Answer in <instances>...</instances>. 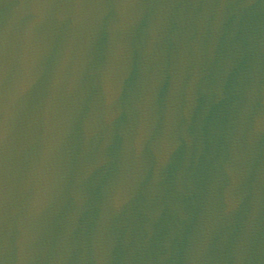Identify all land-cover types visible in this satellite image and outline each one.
Returning a JSON list of instances; mask_svg holds the SVG:
<instances>
[{
  "label": "water",
  "instance_id": "95a60500",
  "mask_svg": "<svg viewBox=\"0 0 264 264\" xmlns=\"http://www.w3.org/2000/svg\"><path fill=\"white\" fill-rule=\"evenodd\" d=\"M0 264H264V0H0Z\"/></svg>",
  "mask_w": 264,
  "mask_h": 264
}]
</instances>
